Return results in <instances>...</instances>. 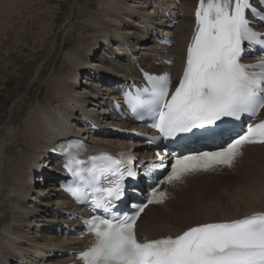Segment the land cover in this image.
Returning a JSON list of instances; mask_svg holds the SVG:
<instances>
[{
  "label": "bare ground",
  "instance_id": "obj_1",
  "mask_svg": "<svg viewBox=\"0 0 264 264\" xmlns=\"http://www.w3.org/2000/svg\"><path fill=\"white\" fill-rule=\"evenodd\" d=\"M175 1L98 0L97 11H92L82 21V27L90 35L80 32L77 38L81 48L68 51L66 47L67 53L62 55L65 58V62L61 64L64 73L57 75V78L53 75V81L47 82L46 89L31 100L28 116H24V121L19 123L18 131L11 135L6 133L7 138L0 136V153L6 165L3 171L5 185L0 194L1 198L7 196L4 202L9 199L8 203H4L5 206L0 205V264H65L66 258L60 260L61 254L81 249V242L56 235L57 228L64 223L65 213H74L76 210L67 197L54 187L56 176L60 175V163L52 153L53 147L62 140L77 137L83 139L93 150H131L136 147L135 151L139 153L138 147L143 146L141 144L129 141L125 143L120 139H113L112 136H94L92 130L94 127L108 126L115 127L116 131L135 129V126L128 122H118L110 112V101L116 99L117 93L107 85L109 81L119 85L135 79L136 64L149 67L152 72H162L164 68L155 67L157 59L153 57L165 53H170V56L175 58L172 71L179 69L184 57V46L192 33L193 20L190 13L197 0H180L179 13L182 19L178 27L173 29L177 30L175 47L165 49L156 45L154 39V35L161 33L172 34L168 33L173 27L166 18V12L174 6ZM18 2L20 0H0V21L5 22L2 16L8 17ZM162 10L163 12H160ZM82 41H85V44L81 43ZM77 44L76 42V46ZM58 70L59 65L54 72ZM262 154L264 145L248 148L242 163L227 176L233 175L235 180L242 181L240 169L249 158L248 164L242 167V170H248L247 166L250 167L251 173L245 174V181L257 178L263 180L264 163H259L258 167L254 168L256 156L259 158ZM225 176L212 175L188 180L186 186L175 191L176 198L173 201L163 207H149L144 212L138 222L139 235L149 239L177 236L200 224L231 221L252 213L264 212V194L260 195L264 189H261V193L260 190L257 192L255 188L259 185L256 187V182L252 181L256 191H246L245 195L242 191L244 198L241 200L240 197V200H247L248 203L241 208L240 204L237 208L236 203L235 208L239 211L225 215L226 213L222 212L224 209L218 207V212L222 213L218 218L208 217L202 221H186L173 225L181 213L191 209L190 202L196 201L199 191L214 187L205 185L212 177L219 179ZM203 185L207 187L204 188ZM261 188H264V185ZM241 201L237 199V202ZM161 209H165V212L158 211ZM151 224L157 225L158 229L145 231L144 226Z\"/></svg>",
  "mask_w": 264,
  "mask_h": 264
},
{
  "label": "snow or ice",
  "instance_id": "obj_2",
  "mask_svg": "<svg viewBox=\"0 0 264 264\" xmlns=\"http://www.w3.org/2000/svg\"><path fill=\"white\" fill-rule=\"evenodd\" d=\"M196 18L197 31L187 50L183 78L171 98L169 80L164 76L150 78L152 99L147 104L136 97L141 110L158 115L154 127L163 138L218 126L225 117L240 120L247 114L252 118L264 109V59L255 64L241 62L246 47L264 52V32L256 30L257 24L264 27V9L258 10L252 0H200ZM253 143L264 144V121L249 124L246 133L219 150L180 156L170 165L161 157V170L170 167V171L157 183L180 181L190 173L220 165L231 166L241 155L242 146ZM92 159L104 163L99 173H92L88 186H94L108 171L118 178L109 179V187L95 188L103 195L93 200L92 206L105 215L93 218L89 230L95 243L80 253L85 264H264V214L200 224L175 238L139 241L136 221L140 213L147 204L163 203L166 193L153 187L146 204L133 205L131 213H119L115 202L125 195L124 178H135L136 173L131 167L114 170L112 166L122 161L107 154ZM127 162L132 164V157ZM79 164V159L68 158L64 166L71 169ZM68 190L73 191L71 187Z\"/></svg>",
  "mask_w": 264,
  "mask_h": 264
},
{
  "label": "rangeland",
  "instance_id": "obj_3",
  "mask_svg": "<svg viewBox=\"0 0 264 264\" xmlns=\"http://www.w3.org/2000/svg\"><path fill=\"white\" fill-rule=\"evenodd\" d=\"M87 6H92V8ZM97 8L98 0H20L14 6V9L12 8L11 13L7 15L8 17L6 15L2 16L5 22L3 20V22L0 21V136L5 137L6 133L11 135L18 131L19 123L24 121V116H28L31 100L35 96L38 97L46 89L48 83L53 81V75L57 78V75L64 73L61 64L65 62V58L62 55L67 53V50L75 51L81 48V46L79 47L80 40L77 38L79 33L90 35L82 27V21L89 13L97 11ZM76 42L78 43L77 46ZM86 42H88L87 39ZM81 43L85 44V41ZM57 65L62 71L54 72ZM262 155L259 158L256 156L254 168L258 167L259 163H264ZM3 159L4 157L0 153V192H2L1 190H3L5 185L3 171H5L6 168L4 167L6 165L4 164L5 162L3 163ZM248 162L249 158L245 160L242 167H245ZM242 167L240 170L243 178L242 181L239 180L240 183L234 179L236 177L233 175L220 177L219 179L211 178L205 185L209 184L207 186L213 185L214 187L199 191V199L197 198L195 202H190L191 209L181 213L177 222L173 225L182 224L186 221H202L208 217L218 218L222 215L221 212H218V207L224 209L222 212L226 213L225 215L237 212L239 211L237 209L239 204L241 208L245 203H248L246 199H244V201L246 200L245 202L241 201L244 198L241 193L245 192L243 193L245 195L247 192L254 193L256 190L257 192L260 190L261 193L264 189L261 188L264 185V178L263 180L262 178H257L246 179L245 181V174L248 173L250 175L251 173L250 167L247 166L248 170H242ZM260 180H262V183ZM212 181H217V183L214 184ZM252 181L256 182V187L259 185L258 188L260 189L255 188V183L252 184ZM257 182H260V184H257ZM205 185H203L204 188L207 187ZM251 185H253L252 188ZM262 194H264V190L260 195ZM1 197L2 195L0 194V205L8 203L9 199L4 202L7 196ZM240 197H242L241 200ZM237 199L241 203L237 202ZM235 204L237 208H235ZM187 206L189 207V204ZM158 211L163 213L165 209ZM156 229L158 227L155 224L144 226V230L147 232Z\"/></svg>",
  "mask_w": 264,
  "mask_h": 264
}]
</instances>
